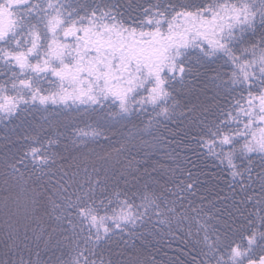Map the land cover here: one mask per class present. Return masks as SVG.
<instances>
[{"label":"snow or ice","instance_id":"snow-or-ice-1","mask_svg":"<svg viewBox=\"0 0 264 264\" xmlns=\"http://www.w3.org/2000/svg\"><path fill=\"white\" fill-rule=\"evenodd\" d=\"M0 128V264H264V0H0Z\"/></svg>","mask_w":264,"mask_h":264},{"label":"trees","instance_id":"trees-1","mask_svg":"<svg viewBox=\"0 0 264 264\" xmlns=\"http://www.w3.org/2000/svg\"><path fill=\"white\" fill-rule=\"evenodd\" d=\"M10 136H14L12 133H7ZM6 132L3 128H0V153L7 151L11 145L4 140V136ZM153 255L156 258L157 264H165L166 261H169L173 258V252L165 245L164 241H160V245L158 248L153 250Z\"/></svg>","mask_w":264,"mask_h":264},{"label":"rangeland","instance_id":"rangeland-1","mask_svg":"<svg viewBox=\"0 0 264 264\" xmlns=\"http://www.w3.org/2000/svg\"><path fill=\"white\" fill-rule=\"evenodd\" d=\"M3 144H0V146H2Z\"/></svg>","mask_w":264,"mask_h":264}]
</instances>
